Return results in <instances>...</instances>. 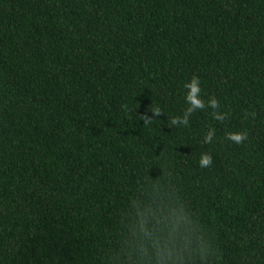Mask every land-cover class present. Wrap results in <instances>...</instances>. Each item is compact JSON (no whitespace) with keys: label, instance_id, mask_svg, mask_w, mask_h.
I'll use <instances>...</instances> for the list:
<instances>
[{"label":"trees","instance_id":"trees-1","mask_svg":"<svg viewBox=\"0 0 264 264\" xmlns=\"http://www.w3.org/2000/svg\"><path fill=\"white\" fill-rule=\"evenodd\" d=\"M159 209L174 264H264V0H0V264H140Z\"/></svg>","mask_w":264,"mask_h":264},{"label":"clouds","instance_id":"clouds-1","mask_svg":"<svg viewBox=\"0 0 264 264\" xmlns=\"http://www.w3.org/2000/svg\"><path fill=\"white\" fill-rule=\"evenodd\" d=\"M184 102L187 105L181 117L173 119V125H187L189 117L197 109L204 108L200 99V80L193 76L184 84ZM208 105L217 108V101L213 98ZM158 116L161 112L153 111ZM217 119H223L224 114H217ZM244 134H232L228 139L239 143ZM211 141V133L204 137V142ZM211 157L203 155L200 160L201 166H207ZM158 212V214H157ZM157 212L146 213L140 223L136 234L134 252L140 264H174L177 253L190 245L187 234V221L183 214L178 212H165L163 209Z\"/></svg>","mask_w":264,"mask_h":264}]
</instances>
